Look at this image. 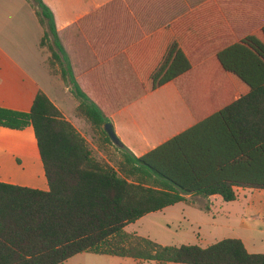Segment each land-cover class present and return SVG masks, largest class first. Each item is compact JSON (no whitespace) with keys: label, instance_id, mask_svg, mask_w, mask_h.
<instances>
[{"label":"trees","instance_id":"obj_1","mask_svg":"<svg viewBox=\"0 0 264 264\" xmlns=\"http://www.w3.org/2000/svg\"><path fill=\"white\" fill-rule=\"evenodd\" d=\"M32 1L45 29L39 44L45 64L70 87L77 117L101 135L106 156H95L88 140L42 91L29 114L0 109L1 126L22 129L32 123L50 187L45 192L0 183V264H63L81 253L139 264H264V254L250 253L240 239L207 248L164 246L126 232L147 215L199 196L233 202L236 188L264 189V27L219 56L228 70L240 65L259 84L239 101L249 106L244 121L230 124L222 112L232 138L222 143L218 125L209 119L139 158L121 141L112 142L105 131L110 120L77 82L54 13L43 0ZM127 55L146 93L192 68L173 28L140 42ZM108 146L119 156L111 157Z\"/></svg>","mask_w":264,"mask_h":264},{"label":"crops","instance_id":"obj_2","mask_svg":"<svg viewBox=\"0 0 264 264\" xmlns=\"http://www.w3.org/2000/svg\"><path fill=\"white\" fill-rule=\"evenodd\" d=\"M43 2L54 13L80 88L101 107L119 140L135 156L141 158L209 119L218 125V139L222 143L230 140L223 111L230 124L245 120L249 106L239 101L259 84L240 65L234 63L228 70L219 56L263 29L264 0ZM38 23L40 56H29L25 50H0V109L29 114L42 91L84 136L81 127L85 120L76 115L78 103L70 87L53 77L45 64L47 55L39 48L45 29ZM167 28H173L192 68L146 93L127 52ZM29 59L50 81L46 88L30 75ZM58 86L69 95L66 103L56 90ZM0 183L50 190L31 122L22 129L0 125ZM236 191L238 197L233 202H225L219 195L193 199L210 203L207 211L214 225L232 230L230 238L242 240L252 254H264V189L239 187Z\"/></svg>","mask_w":264,"mask_h":264},{"label":"rangeland","instance_id":"obj_3","mask_svg":"<svg viewBox=\"0 0 264 264\" xmlns=\"http://www.w3.org/2000/svg\"><path fill=\"white\" fill-rule=\"evenodd\" d=\"M40 29L34 14V2L32 0L31 2L29 0H0V50L13 52L25 50L29 56L33 54L34 58L40 56L37 47ZM30 61L31 59H29L27 67L30 75L36 77L46 88L50 81L45 74L43 75L41 71L38 72L35 63ZM54 82H58L57 78ZM56 90L65 103L66 100L70 99L64 88L58 86ZM82 123L81 131L95 150V156L98 158L105 157V152L100 148L101 135L86 121ZM107 148L111 157H117L118 152L115 147L108 146ZM107 159L110 157L107 156ZM208 206L210 203L204 199H198L196 202L189 200L188 203L177 204L130 224L126 228V232L149 238L164 246L196 245L207 248L234 235L232 230L214 225V218L207 211ZM63 264L139 263L130 258L121 259L108 255L81 253Z\"/></svg>","mask_w":264,"mask_h":264},{"label":"water","instance_id":"obj_4","mask_svg":"<svg viewBox=\"0 0 264 264\" xmlns=\"http://www.w3.org/2000/svg\"><path fill=\"white\" fill-rule=\"evenodd\" d=\"M105 131L106 133L108 134V136L111 138L112 142L115 144V145H119L120 144V140L119 138L117 137L116 133H115V130H114V127L111 123H108L106 126H105Z\"/></svg>","mask_w":264,"mask_h":264}]
</instances>
